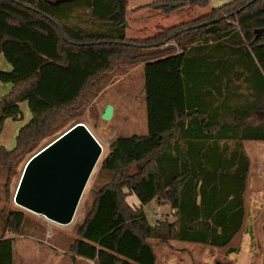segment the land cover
Masks as SVG:
<instances>
[{
    "label": "trees",
    "instance_id": "1",
    "mask_svg": "<svg viewBox=\"0 0 264 264\" xmlns=\"http://www.w3.org/2000/svg\"><path fill=\"white\" fill-rule=\"evenodd\" d=\"M127 1L0 0V56L11 67L0 82L12 85L0 97V130L22 117L21 102L31 114L14 146L0 147L6 178L58 136L117 62L143 63L147 132L110 141L99 167L105 180L90 190L68 247L73 264H157L155 247L169 241L228 246L246 218L243 142L264 141V0H231L144 38L127 36ZM211 1L139 9L170 13ZM253 116L256 124H244ZM154 199L174 210V221H148L143 206ZM26 219L23 209L0 207V264H13L14 237L5 233L19 235Z\"/></svg>",
    "mask_w": 264,
    "mask_h": 264
},
{
    "label": "rangeland",
    "instance_id": "2",
    "mask_svg": "<svg viewBox=\"0 0 264 264\" xmlns=\"http://www.w3.org/2000/svg\"><path fill=\"white\" fill-rule=\"evenodd\" d=\"M229 1L231 0H213L204 8L185 5L170 14L161 13L159 10L139 9L141 12H136L134 17L130 15L131 17L126 18V33L128 37L144 38L154 34L159 26L170 27L190 22ZM165 46L171 47V51L179 50L176 41L167 42ZM3 64L8 63L1 56L0 70L11 68L8 64L9 69H5ZM142 66V61L117 62L113 69L89 86L85 101L79 106L74 119L63 121L52 136L59 135L75 122H83L101 143L103 152L86 184L70 224L60 225L27 211L22 232L14 236L15 264H73L67 253L68 247L76 238L75 226L82 221L87 204L92 201L90 190L105 180L99 172V167L107 154L106 142L112 141L118 135H142L147 132ZM97 85L102 88L99 87L100 90L96 91ZM11 88L10 83L0 82V97L7 94ZM107 105H111L113 110L108 121L100 116ZM19 106L22 117L17 120L7 118L0 130L1 145L7 148L14 146L16 131L31 117L26 102H21ZM49 139L43 140L41 145ZM245 147L250 158V168L244 194L246 218L241 230L224 248L180 241L158 244L155 247L157 264H264V141H246ZM25 159L10 170L7 178L5 173L0 174V207L22 209L14 204L13 194ZM133 197L136 199L134 195ZM143 210L148 220H152V212L161 216L165 211H170L169 207H159L154 200L144 205ZM161 219L165 220L163 217ZM5 235L10 236L12 233L7 232ZM229 247L235 248L236 251L227 253ZM76 264L94 263L81 259L76 261Z\"/></svg>",
    "mask_w": 264,
    "mask_h": 264
},
{
    "label": "water",
    "instance_id": "3",
    "mask_svg": "<svg viewBox=\"0 0 264 264\" xmlns=\"http://www.w3.org/2000/svg\"><path fill=\"white\" fill-rule=\"evenodd\" d=\"M105 106L103 120L112 117ZM103 147L83 122H75L24 163L16 185V206L60 225L72 222Z\"/></svg>",
    "mask_w": 264,
    "mask_h": 264
},
{
    "label": "crops",
    "instance_id": "4",
    "mask_svg": "<svg viewBox=\"0 0 264 264\" xmlns=\"http://www.w3.org/2000/svg\"><path fill=\"white\" fill-rule=\"evenodd\" d=\"M154 1H159V0H128L127 1V16H126V18L128 19L129 17H131L130 15H132V17H134L135 16V14H137V13H139V12H141L140 10H139V7H141V6H143V5H146V4H149V3H152V2H154ZM138 8V9H137ZM140 9H150V8H140ZM150 10H153V9H150ZM158 11V10H157ZM137 12V13H136ZM160 12V11H159ZM162 13V12H161ZM164 14H168V13H164ZM170 14V13H169ZM131 38H133V37H131ZM1 57V56H0ZM3 66H6V68L5 69H9V66H8V64H3ZM4 68V67H3ZM107 88V87H106ZM145 102V101H144ZM20 105V104H19ZM145 116H146V114H145ZM257 121H258V119H257V116H253V117H250V118H248V119H246L245 121H244V124H256L257 123ZM17 132H18V130L16 131V133H15V137H16V135H17ZM15 137H14V144H15ZM247 141H252V140H247ZM245 142L246 141H244L243 142V146H244V148H245V150H246V147H245ZM1 143L2 142H0V147L1 146H3V145H1ZM109 141L108 142H106V144H107V152H108V146H109ZM13 144V143H12ZM5 148H7L6 146H4ZM13 147V146H12ZM12 147H10V148H12ZM9 148V149H10ZM248 154V153H247ZM127 201H128V203L130 204V205H135V206H137L138 205V202H137V200L133 197V195L131 194V195H128L127 196ZM153 201V200H152ZM154 202L157 204V205H159V207H162V208H166V207H169L167 204H162V203H159L157 200H155L154 199ZM169 209H170V211L168 212V213H166V211L164 212V214L162 213V215L160 216L159 214H157V215H159L160 217H163V218H165L166 220H168V221H174L175 220V216H174V210L173 209H171L170 207H169ZM156 213V212H155ZM152 217H151V219L152 220H148L150 223H153L154 222V216L153 215H151ZM147 217V216H146ZM148 219V218H147ZM9 237H14V236H12V235H10ZM15 239H16V237H15ZM14 239V240H15ZM13 264H15V262H14V257H13Z\"/></svg>",
    "mask_w": 264,
    "mask_h": 264
},
{
    "label": "built area",
    "instance_id": "5",
    "mask_svg": "<svg viewBox=\"0 0 264 264\" xmlns=\"http://www.w3.org/2000/svg\"><path fill=\"white\" fill-rule=\"evenodd\" d=\"M152 215L154 216V223L158 222L159 220H164V219H161L162 217L157 215V213L152 212Z\"/></svg>",
    "mask_w": 264,
    "mask_h": 264
},
{
    "label": "bare ground",
    "instance_id": "6",
    "mask_svg": "<svg viewBox=\"0 0 264 264\" xmlns=\"http://www.w3.org/2000/svg\"><path fill=\"white\" fill-rule=\"evenodd\" d=\"M40 217V216H39Z\"/></svg>",
    "mask_w": 264,
    "mask_h": 264
}]
</instances>
